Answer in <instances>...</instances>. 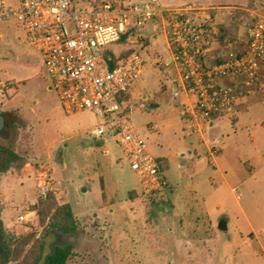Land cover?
<instances>
[{"label": "rangeland", "instance_id": "1", "mask_svg": "<svg viewBox=\"0 0 264 264\" xmlns=\"http://www.w3.org/2000/svg\"><path fill=\"white\" fill-rule=\"evenodd\" d=\"M94 1L108 0L72 3L87 8ZM258 1L161 0L170 6H228L213 11L216 27H225L231 38L240 33L248 16L236 8ZM143 32L112 46V51L151 54ZM158 41L151 56H166L164 37ZM162 82L156 70L146 71L130 100L132 121L150 152L170 161L164 169L168 189L143 195L117 144L110 137L101 142L91 137L93 113H65L50 89L40 54L28 44L20 25L14 20L0 22V113L9 121L0 145L25 161L0 172L3 228L12 249L24 248L16 262L39 239L41 259L55 245L71 243L66 264H213L221 261L217 245L227 246L228 264H264V102L238 114L236 123L228 117L219 120L215 135L220 139V156L211 165L204 145L198 143L200 137L182 121V97L161 90ZM196 150L203 161L194 157ZM41 170L49 174L48 192L57 203L70 204L77 232L60 234L48 223L42 225L39 216L35 224L8 227L35 202V175ZM132 190L135 193L129 196Z\"/></svg>", "mask_w": 264, "mask_h": 264}, {"label": "built area", "instance_id": "2", "mask_svg": "<svg viewBox=\"0 0 264 264\" xmlns=\"http://www.w3.org/2000/svg\"><path fill=\"white\" fill-rule=\"evenodd\" d=\"M86 6L76 8L72 0H0V22L14 20L20 25L28 44L40 54L50 89L65 113H93L91 137L97 141L110 137L117 144L143 195L169 187L164 169L131 118L129 94L149 62L132 50L113 63L112 57L118 55L112 46L155 23L154 31L166 39L167 55L157 53L154 65L176 69L173 82L183 95L182 121L204 141L206 160L214 165L220 139L207 142L205 133L217 120L235 119L249 94L264 96V0L236 8L248 15L243 47L234 41L219 44L213 15L218 8L169 7L161 0L94 1ZM216 48L218 56L213 55ZM50 184L45 170L35 175V201L47 194ZM37 218L36 209H27L8 227L35 224Z\"/></svg>", "mask_w": 264, "mask_h": 264}, {"label": "trees", "instance_id": "3", "mask_svg": "<svg viewBox=\"0 0 264 264\" xmlns=\"http://www.w3.org/2000/svg\"><path fill=\"white\" fill-rule=\"evenodd\" d=\"M213 15H215L214 11ZM220 37L219 39H221V44L224 45L228 40L223 41V35H221ZM126 39L127 35L122 38V40ZM131 51V49L126 50L120 53L117 57L115 56V58L113 56V63H115L118 59L125 57ZM8 126L9 121H7L6 128H8ZM6 128L0 133V136L5 134ZM0 147V172H6L14 164H18L19 166H22L24 164V159L20 157L16 152L8 149L3 145H0ZM158 161L163 169L168 167V163L165 159H158ZM134 193L135 191L132 190L129 196H132ZM27 209H36L38 212L40 223L42 225L48 223L47 225L49 227L56 229L60 234L65 235L77 232V225L70 204H58L55 195L51 191L47 192L44 197L38 198L35 203H32L30 205V208L27 207L25 210ZM0 234L4 242L3 250L2 252H0V264H66L68 258L71 255V243L58 244L54 246L50 253H48L43 259H41L43 243L41 240L37 239L29 248L26 255L22 258V261L16 262L18 257L21 256V253L23 252L22 250H24V248H21V250L19 251H15L14 249H12L11 238L6 234L1 218ZM24 244L27 245L28 241H26Z\"/></svg>", "mask_w": 264, "mask_h": 264}, {"label": "crops", "instance_id": "4", "mask_svg": "<svg viewBox=\"0 0 264 264\" xmlns=\"http://www.w3.org/2000/svg\"><path fill=\"white\" fill-rule=\"evenodd\" d=\"M136 1H141V0H136ZM162 3L164 4V2H162ZM164 5L169 6V7H183V6H170L168 4H164ZM187 6H189V5H187ZM201 7H207V8L213 7V8H218V9L229 8L228 6H214V5L201 6ZM155 25H156L155 23H150L149 25H147V27L143 29L144 32H143V35H142V37L145 38V39H147L149 41V43H150L149 44V51H151V54H152V50L154 49L153 44L159 43V41H158L159 40V36H163L164 37V35L159 34L156 31H154ZM214 26L216 27L215 21H214ZM216 29L218 31V40H219V44L220 45H222V44H221V39H219V37L221 35H223L224 36L223 41H225V40L234 41V43H236V47H243L244 46V44H245L244 25H243L240 33H238L236 35V37H233V38L225 35V27H223V26L216 27ZM163 47L166 50V39H165V37H164ZM219 52H220V49H217L216 48L214 50V52H213V55L218 56ZM151 54H144L143 55L148 60V62H149V67L146 69V71H148L150 69L156 70L158 72V74H160V76L163 78V82L161 83V90H165V91L171 90L172 93L174 92V96L175 95L176 96H180V97H182V100H183V95L178 91L175 83L173 82V79L176 78V76H177L176 69L172 65L168 66L164 70L158 68L157 66L154 65V59H153L154 56L157 53L155 55H153V56H151ZM146 71L144 72V74L146 73ZM262 75L264 76V66H263V73H262ZM134 89H135V87H134ZM134 89L129 94L130 100L133 98L134 93L136 92ZM142 96L145 97V93H143ZM258 101L264 102V96L255 95V94H249L245 99H243L242 106L237 111L235 119H233V120L230 119V120L232 122H234V123L238 122L240 120V115H238V114L241 113L242 116L245 115V114H247L248 107L251 106V105L257 104ZM218 122H219V120L215 121V123L211 126V128L205 133V139H206L207 142L210 139L214 138V137H218L217 135H215V128H216V125H217ZM239 125L240 126H243V125H245V123L244 122H241ZM211 136H212V138H209ZM98 142H101V141H98ZM198 143L204 145L205 151H203V154L206 155V145H205L204 141L202 139H200L198 141ZM193 155H194L195 158H200V160L203 161V158L201 157V153L198 152L197 150L193 152ZM182 156H184V154ZM219 156H220V154H219ZM163 159H165L167 161L168 167H169L170 161L167 158H164V157H163ZM181 167H183V165H181ZM251 167L253 169L255 168L254 165H251ZM222 177H225V174H222ZM169 186H170V184H169ZM194 193H196L198 195V192L196 190H194ZM251 235H252V237L254 239H257V237H256V235L254 233H251ZM259 245H260V249L262 251L263 250V247H262L261 243H259ZM217 246H218V249H220L222 251L221 261L220 262L217 261V262H215L213 264H228L227 263L226 256H225V253L227 251L226 250L227 249V246L226 245L225 246L224 245H221V246L220 245H217ZM215 256H216L215 254H210L209 253V258H212V257L215 258Z\"/></svg>", "mask_w": 264, "mask_h": 264}, {"label": "water", "instance_id": "5", "mask_svg": "<svg viewBox=\"0 0 264 264\" xmlns=\"http://www.w3.org/2000/svg\"><path fill=\"white\" fill-rule=\"evenodd\" d=\"M7 125V119L3 113H0V133L5 129ZM3 247V239L0 235V249L2 250Z\"/></svg>", "mask_w": 264, "mask_h": 264}, {"label": "flooded vegetation", "instance_id": "6", "mask_svg": "<svg viewBox=\"0 0 264 264\" xmlns=\"http://www.w3.org/2000/svg\"><path fill=\"white\" fill-rule=\"evenodd\" d=\"M0 150H1V147H0ZM1 235V234H0ZM2 238V237H1ZM3 246H4V242H3ZM2 250H3V247H2ZM2 250L0 249V252H2Z\"/></svg>", "mask_w": 264, "mask_h": 264}]
</instances>
